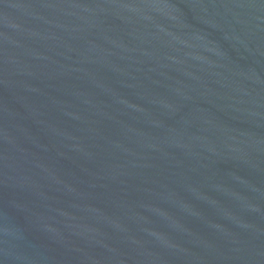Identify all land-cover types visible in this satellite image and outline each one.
<instances>
[{
    "label": "water",
    "instance_id": "obj_1",
    "mask_svg": "<svg viewBox=\"0 0 264 264\" xmlns=\"http://www.w3.org/2000/svg\"><path fill=\"white\" fill-rule=\"evenodd\" d=\"M0 264H264V0H0Z\"/></svg>",
    "mask_w": 264,
    "mask_h": 264
}]
</instances>
